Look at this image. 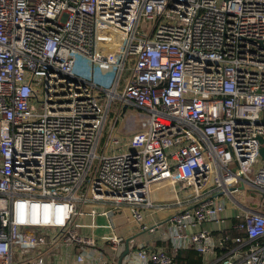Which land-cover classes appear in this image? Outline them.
<instances>
[{
	"label": "built area",
	"instance_id": "built-area-1",
	"mask_svg": "<svg viewBox=\"0 0 264 264\" xmlns=\"http://www.w3.org/2000/svg\"><path fill=\"white\" fill-rule=\"evenodd\" d=\"M263 146L264 0H0V264H264Z\"/></svg>",
	"mask_w": 264,
	"mask_h": 264
},
{
	"label": "crops",
	"instance_id": "crops-1",
	"mask_svg": "<svg viewBox=\"0 0 264 264\" xmlns=\"http://www.w3.org/2000/svg\"><path fill=\"white\" fill-rule=\"evenodd\" d=\"M168 214L169 212H160L159 214L155 216V218L147 219V223L152 225L155 222H158V223L163 222V220L168 216ZM99 220L100 218L98 219V221ZM116 224L118 226H121L123 224V220L121 219V217L117 218ZM138 229H139L138 226L135 224L130 228V230L128 228H122L121 231L124 235H128L130 233L133 236L134 234L138 233ZM153 237H154L153 234L142 233L136 237L137 238L136 241H144V242L154 241Z\"/></svg>",
	"mask_w": 264,
	"mask_h": 264
},
{
	"label": "trees",
	"instance_id": "trees-1",
	"mask_svg": "<svg viewBox=\"0 0 264 264\" xmlns=\"http://www.w3.org/2000/svg\"><path fill=\"white\" fill-rule=\"evenodd\" d=\"M178 264H202V258L194 250L188 249L179 254Z\"/></svg>",
	"mask_w": 264,
	"mask_h": 264
},
{
	"label": "rangeland",
	"instance_id": "rangeland-1",
	"mask_svg": "<svg viewBox=\"0 0 264 264\" xmlns=\"http://www.w3.org/2000/svg\"><path fill=\"white\" fill-rule=\"evenodd\" d=\"M251 197H252V194L251 193H247L246 194V200L247 201H255L254 203H264V198L263 197H258V198H255V200H251ZM251 206V205H250ZM85 223H89L91 221V219H84ZM105 222V219L103 218H100L99 220V223H104ZM101 234V231H99L97 233V235ZM150 237V236H149ZM153 238H156V237H153ZM132 258H134V256H131Z\"/></svg>",
	"mask_w": 264,
	"mask_h": 264
},
{
	"label": "water",
	"instance_id": "water-1",
	"mask_svg": "<svg viewBox=\"0 0 264 264\" xmlns=\"http://www.w3.org/2000/svg\"><path fill=\"white\" fill-rule=\"evenodd\" d=\"M260 154L261 156L263 157L264 159V146L260 149ZM128 242H129V239L127 240V248L126 250L122 253V255L120 256L119 260H118V263L117 264H122V260L123 258L128 254Z\"/></svg>",
	"mask_w": 264,
	"mask_h": 264
}]
</instances>
